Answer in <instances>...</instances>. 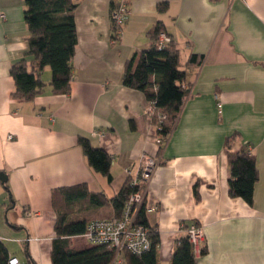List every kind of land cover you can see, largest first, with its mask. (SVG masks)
<instances>
[{
    "label": "crops",
    "instance_id": "crops-1",
    "mask_svg": "<svg viewBox=\"0 0 264 264\" xmlns=\"http://www.w3.org/2000/svg\"><path fill=\"white\" fill-rule=\"evenodd\" d=\"M72 1L70 91L54 93L45 67L43 92L25 101L12 97L9 74L14 63L31 59L24 1L0 0V240L10 257L51 264L54 194L85 185L113 197L136 177L141 154L158 153L144 188L145 204L157 206L145 214L159 236L157 264H171L191 222L202 228L206 249L196 264H264V0H125L128 15L116 40L110 0ZM158 23L178 50L187 89L159 152L144 94L121 83L126 61L151 45L148 33ZM192 55L202 61L188 63ZM80 138L110 156L111 183L88 165ZM227 140L230 152L246 146L255 157L252 205L228 195ZM71 215L106 218L113 210L78 206Z\"/></svg>",
    "mask_w": 264,
    "mask_h": 264
},
{
    "label": "trees",
    "instance_id": "trees-1",
    "mask_svg": "<svg viewBox=\"0 0 264 264\" xmlns=\"http://www.w3.org/2000/svg\"><path fill=\"white\" fill-rule=\"evenodd\" d=\"M23 1V17L29 32L25 56H30L31 59L28 61L22 58L10 67L9 74L15 84L12 97L31 101L36 95L42 93L45 83L40 75L45 67L50 68L49 86L52 91L66 95L70 91L72 76L70 61L77 43L74 19L76 3L72 0ZM119 1L110 0V18L112 12L117 9ZM165 7L166 5H158V10L163 11ZM119 30L121 29L112 21V34L115 40L120 37V34H117ZM162 31L159 23L149 31L151 45L133 53L126 61L121 83L124 87L141 91L146 101L155 103L157 110L165 115L160 133L169 136L187 93L183 85L186 73L179 68L178 50L171 38L163 48L159 49L156 46L158 35ZM201 61L202 56L192 55L188 63L199 64ZM78 143L88 165L111 183L110 156L103 149L91 146L85 138H80ZM225 144L228 149L226 153L229 167L228 195L252 205L254 186L258 179L255 157L246 146L236 152H230L229 140ZM136 189L137 187L133 186L131 181H127L110 198L103 193L88 192L85 185L62 189L59 192L61 198L54 194L52 203L56 219L55 236L52 239L50 251L51 264H113L114 251L107 246L71 247L72 237L82 235L91 220L100 219H76L72 218L71 214L78 206L88 211L91 207L111 205L113 215L106 218L119 217L126 201ZM137 221L150 230V249L141 254L122 251L119 256L120 264H157L159 236L155 229L149 227L143 206L137 213ZM187 226L188 224L183 226L184 231ZM205 253L206 249L202 246L199 255ZM10 258L6 245L0 240V264H9ZM28 262L32 264L29 258ZM171 264H196V255L186 232L175 242Z\"/></svg>",
    "mask_w": 264,
    "mask_h": 264
},
{
    "label": "built area",
    "instance_id": "built-area-1",
    "mask_svg": "<svg viewBox=\"0 0 264 264\" xmlns=\"http://www.w3.org/2000/svg\"><path fill=\"white\" fill-rule=\"evenodd\" d=\"M128 15V7L125 0H120L118 7L111 14L113 23L122 28ZM3 17V16H1ZM121 30L117 31L120 34ZM170 42V37L165 32H160L156 41V46L161 49ZM144 115L152 122L156 128L153 142L159 149L164 146L168 140V136L162 135L161 123L165 119V115L160 113L154 102L147 101L144 106ZM94 135L101 136V132H94ZM160 163L159 154L150 155L143 153L137 161V175L131 180V184L136 186L128 200L126 201L123 211L119 217L100 218L91 220L86 225V230L79 237L86 244L96 246L103 245L115 252L113 264H120L118 258L119 253L123 250L133 254H141L150 249V230L137 221V213L143 206L145 214L157 210L156 205H146L144 197V188L146 183L151 179L152 174ZM126 173L130 175V170L126 169ZM192 250L195 255H199L204 242V234L202 228L195 224L189 223L185 229ZM9 264H19L14 257L9 259Z\"/></svg>",
    "mask_w": 264,
    "mask_h": 264
},
{
    "label": "rangeland",
    "instance_id": "rangeland-1",
    "mask_svg": "<svg viewBox=\"0 0 264 264\" xmlns=\"http://www.w3.org/2000/svg\"><path fill=\"white\" fill-rule=\"evenodd\" d=\"M102 209H104V208H102ZM77 216L76 215H74V216H72V218H76ZM89 217V216H88ZM91 219H94V218H90L89 217V220H91ZM72 240H70L71 241V247H74V248H78V247H81V246H83V245H88V244H86L85 243V241L82 239V238H80L79 236H77V237H72L71 238ZM123 251H125V250H123ZM122 253V252H121ZM121 253H119V255H118V258L120 259V254ZM114 256H115V252H114Z\"/></svg>",
    "mask_w": 264,
    "mask_h": 264
},
{
    "label": "water",
    "instance_id": "water-1",
    "mask_svg": "<svg viewBox=\"0 0 264 264\" xmlns=\"http://www.w3.org/2000/svg\"><path fill=\"white\" fill-rule=\"evenodd\" d=\"M0 181L4 183L6 181V176L3 173H0Z\"/></svg>",
    "mask_w": 264,
    "mask_h": 264
}]
</instances>
